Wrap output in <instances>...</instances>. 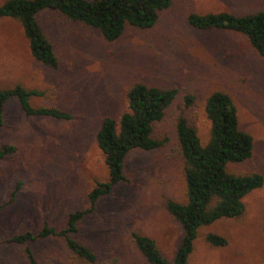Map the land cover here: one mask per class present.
<instances>
[{
  "label": "rangeland",
  "instance_id": "obj_1",
  "mask_svg": "<svg viewBox=\"0 0 264 264\" xmlns=\"http://www.w3.org/2000/svg\"><path fill=\"white\" fill-rule=\"evenodd\" d=\"M263 9L264 0H172L151 29L126 27L112 43L57 13L43 12L37 20L57 56L55 71L34 63L16 22L0 20V88L19 84L41 91L32 106L72 115L68 123L24 117L13 101L3 109L0 145H13L15 152L0 160V205L16 183L19 188L13 202L0 209V264H26L21 248L3 240L26 231L35 234L42 221L60 228L67 213L87 207L93 181L106 179L94 143L97 126L104 117L118 118L125 108L123 94L134 82L174 88L178 98L153 126V137L165 139L164 144L130 152L124 161L126 183L113 187L79 224L77 237L91 246L96 264H146L131 242L132 232L151 238L171 261L181 229L165 203L186 202L174 135L180 96L195 97L184 116L204 144L209 124L203 102L216 90L232 98L239 126L253 140L250 159L230 165L228 172L258 173L263 183L242 198L240 217L198 228L188 264H264V61L237 34L192 31L184 22L189 13L245 15ZM207 234L223 237L226 245L210 246ZM31 248L42 264H88L70 255L58 239L38 240Z\"/></svg>",
  "mask_w": 264,
  "mask_h": 264
},
{
  "label": "trees",
  "instance_id": "obj_2",
  "mask_svg": "<svg viewBox=\"0 0 264 264\" xmlns=\"http://www.w3.org/2000/svg\"><path fill=\"white\" fill-rule=\"evenodd\" d=\"M171 4L172 0H3L0 3V20L16 22L34 63L55 71L58 59L52 43L38 23L37 17L41 13H57L71 23L96 31L104 42L112 43L126 27L142 31L151 29L159 14L169 9ZM184 22L192 31L237 34L264 61V9L245 15L189 13ZM41 95V91L27 90L19 84L0 88V120L9 101L15 103L24 117L67 123L72 120V115L65 110L32 106V98ZM177 98L178 91L174 88H158L137 82L131 84L123 94V112L116 120L102 118L97 126L94 143L103 157L106 179L93 181L86 196L87 207L67 213L60 228L42 221L35 234L28 231L17 233L2 242L20 247L26 264H42L33 253L31 243L47 239L60 240L70 255L85 263L96 264L91 246L77 237L79 224L93 213L97 202L109 195L113 187L126 183L124 161L130 152L152 151L164 144L165 139L153 137V126L163 119L165 111ZM180 100L182 110L174 122V135L182 161L186 202L181 204L167 200L165 209L179 225L181 238L168 262L151 238L130 233L134 248L146 264H188L198 228L221 219L240 217L243 212L242 198L263 183V177L258 173L235 174L227 170L230 165L249 160L253 153L252 137L240 128L232 98L221 90L210 92L205 97L203 115L209 129L204 144L184 116V110L194 105L195 97L184 94ZM14 152L13 145H0V160ZM18 188L19 183H16L0 209L13 202ZM262 231L264 233V211ZM205 239L212 247L226 245V240L219 235L207 234Z\"/></svg>",
  "mask_w": 264,
  "mask_h": 264
}]
</instances>
